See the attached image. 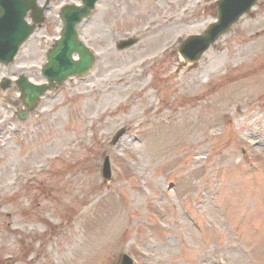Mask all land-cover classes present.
<instances>
[{
    "label": "rangeland",
    "instance_id": "rangeland-1",
    "mask_svg": "<svg viewBox=\"0 0 264 264\" xmlns=\"http://www.w3.org/2000/svg\"><path fill=\"white\" fill-rule=\"evenodd\" d=\"M217 1L101 0L79 26L89 73L22 120L18 86L0 84V256L30 239L48 264H264V0L188 64L179 47ZM66 3L80 0H50L0 81L44 80Z\"/></svg>",
    "mask_w": 264,
    "mask_h": 264
},
{
    "label": "water",
    "instance_id": "water-1",
    "mask_svg": "<svg viewBox=\"0 0 264 264\" xmlns=\"http://www.w3.org/2000/svg\"><path fill=\"white\" fill-rule=\"evenodd\" d=\"M99 0H83L84 6L68 5L63 9L62 17L65 28L62 38L49 54V63L44 74L53 86L56 82L63 83L71 75H83L95 62V57L88 47L80 40L78 25L90 15ZM258 0H220L218 2L219 19L212 23L205 34L192 35L179 48L187 62L199 61L203 54L221 36L228 33L239 19L249 12ZM47 8L39 7L38 0H0V62L10 63L19 51L20 46L34 32L36 24L26 20L28 12L34 11L33 19L41 22ZM137 43V39L123 40L120 48ZM78 54L79 59L74 55ZM19 85L24 91V100L28 107L36 106L38 98L49 89V85H35L22 77ZM126 133L121 130L115 137L117 143ZM103 174L107 180L112 179V165L107 156L103 166ZM118 264H134V260L124 254Z\"/></svg>",
    "mask_w": 264,
    "mask_h": 264
},
{
    "label": "flooded vegetation",
    "instance_id": "flooded-vegetation-1",
    "mask_svg": "<svg viewBox=\"0 0 264 264\" xmlns=\"http://www.w3.org/2000/svg\"><path fill=\"white\" fill-rule=\"evenodd\" d=\"M27 245L25 248V254L22 255H11L8 259L10 260V264H47L45 261V249L39 246L40 248H36L35 242L33 240H27ZM0 264H6L5 261L0 260Z\"/></svg>",
    "mask_w": 264,
    "mask_h": 264
}]
</instances>
